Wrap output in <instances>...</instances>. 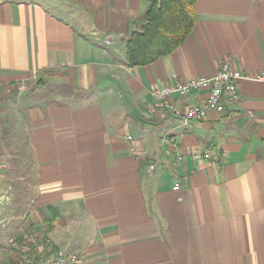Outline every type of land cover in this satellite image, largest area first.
<instances>
[{
  "label": "crops",
  "instance_id": "obj_1",
  "mask_svg": "<svg viewBox=\"0 0 264 264\" xmlns=\"http://www.w3.org/2000/svg\"><path fill=\"white\" fill-rule=\"evenodd\" d=\"M148 7L0 0V210L4 190L36 189L33 227L51 224V249L77 264H264V82L239 81L238 106L184 127L162 121L154 97L227 62L263 73L264 0H197L185 43L132 67L126 42ZM207 93L171 102L185 113Z\"/></svg>",
  "mask_w": 264,
  "mask_h": 264
},
{
  "label": "built area",
  "instance_id": "obj_2",
  "mask_svg": "<svg viewBox=\"0 0 264 264\" xmlns=\"http://www.w3.org/2000/svg\"><path fill=\"white\" fill-rule=\"evenodd\" d=\"M174 79H177L174 76ZM36 80V77H34ZM241 80H251L255 82H264V72L252 78L244 76L232 68L230 63L223 64L217 75L211 78L193 79L187 83L175 81L168 86L157 90L154 97L158 101L157 110L160 111V118L164 122H176L179 126H189L193 122H203L207 120L211 114L224 115L234 109L241 102L238 82ZM27 86L22 85L19 91H26ZM194 91H207V98L204 104L193 106L185 113L179 110L171 98L175 95L187 96ZM126 141L130 146V153L134 157H140L141 151L137 146L136 140L132 136H127ZM161 145L165 154L169 157H174V166L183 160L180 155L179 144L176 138L171 134H166L161 138ZM211 154L207 153L202 156V159H210ZM149 172L156 170V165L151 163L148 165ZM1 189V186H0ZM179 190V186L174 188ZM26 264H77L75 256H69L64 251L59 250L51 254L50 258L37 259L31 256L27 251L23 255Z\"/></svg>",
  "mask_w": 264,
  "mask_h": 264
},
{
  "label": "trees",
  "instance_id": "obj_3",
  "mask_svg": "<svg viewBox=\"0 0 264 264\" xmlns=\"http://www.w3.org/2000/svg\"><path fill=\"white\" fill-rule=\"evenodd\" d=\"M148 9L143 25L126 42V56L132 67L154 63L176 51L195 26L197 0H145Z\"/></svg>",
  "mask_w": 264,
  "mask_h": 264
},
{
  "label": "rangeland",
  "instance_id": "obj_4",
  "mask_svg": "<svg viewBox=\"0 0 264 264\" xmlns=\"http://www.w3.org/2000/svg\"><path fill=\"white\" fill-rule=\"evenodd\" d=\"M4 193L8 200L0 210V264H26L23 255L27 251L37 259L50 258L59 251L58 248L51 249L48 237L51 224L33 227L34 220H30L32 208L29 202L36 189L14 186ZM21 226L23 230L20 231Z\"/></svg>",
  "mask_w": 264,
  "mask_h": 264
}]
</instances>
